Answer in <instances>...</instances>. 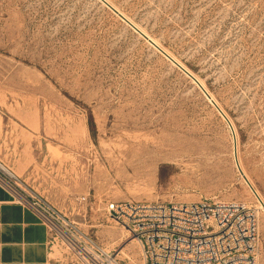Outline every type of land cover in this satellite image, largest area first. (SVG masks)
<instances>
[{"label":"rangeland","instance_id":"1","mask_svg":"<svg viewBox=\"0 0 264 264\" xmlns=\"http://www.w3.org/2000/svg\"><path fill=\"white\" fill-rule=\"evenodd\" d=\"M235 147L264 203V0H0V162L125 264L142 250L107 204L202 198L257 211L264 264Z\"/></svg>","mask_w":264,"mask_h":264},{"label":"built area","instance_id":"2","mask_svg":"<svg viewBox=\"0 0 264 264\" xmlns=\"http://www.w3.org/2000/svg\"><path fill=\"white\" fill-rule=\"evenodd\" d=\"M0 184L26 205L64 246L69 264H125L52 204L23 188L19 178ZM86 200V199H85ZM107 217L142 250L143 264H259L260 219L247 203L202 198L198 202L109 203ZM130 261V258H127Z\"/></svg>","mask_w":264,"mask_h":264},{"label":"crops","instance_id":"3","mask_svg":"<svg viewBox=\"0 0 264 264\" xmlns=\"http://www.w3.org/2000/svg\"><path fill=\"white\" fill-rule=\"evenodd\" d=\"M38 148L24 147L23 160L27 167L31 168L34 165L35 152H39ZM43 148V151L50 152L46 149L48 147ZM37 157L41 158L42 155L39 154ZM45 157L50 163L51 155L46 154ZM12 167L17 171L11 170L19 177L23 174L22 165L13 163L8 168ZM68 262L70 263V259L66 249L54 239L36 213L26 205L18 204L14 195L0 184V264H68Z\"/></svg>","mask_w":264,"mask_h":264},{"label":"water","instance_id":"4","mask_svg":"<svg viewBox=\"0 0 264 264\" xmlns=\"http://www.w3.org/2000/svg\"><path fill=\"white\" fill-rule=\"evenodd\" d=\"M111 9H113L111 7ZM113 11L121 18L123 19L126 23H128L133 29H135L136 31H138L140 33L141 36H143L145 39H147L152 45L156 46V44L151 41L144 33H142L141 31H139L134 25H132L126 18L123 17V15H121L118 11H116L115 9H113ZM157 47V46H156ZM164 53V52H163ZM197 83L198 81L195 80ZM206 97L208 98V100L216 107V109L218 110V112L221 114V116L227 121V123L229 124V126L231 127V123L228 120V118L224 115V113L217 107V105L213 102L212 98L210 95H208L205 92ZM235 160H236V164L238 167V170L240 172L241 177L243 178V180L245 181V183L248 185V187L251 189V191L253 192V194L255 195V197L257 198V200L260 202V204L262 205V207L264 208V203L262 202V200L260 199V197L258 196L257 192L254 190V188L252 187V185L250 184L249 180L247 179L246 175L243 173V171L240 168L239 162H238V156H237V147H235Z\"/></svg>","mask_w":264,"mask_h":264},{"label":"bare ground","instance_id":"5","mask_svg":"<svg viewBox=\"0 0 264 264\" xmlns=\"http://www.w3.org/2000/svg\"><path fill=\"white\" fill-rule=\"evenodd\" d=\"M146 34V33H145ZM147 35V34H146ZM148 36V35H147ZM149 38H150V40L151 41H153L156 45H158V43L155 41V40H153L150 36H148ZM180 64V63H179ZM181 65V64H180ZM197 80L200 82V80L197 78ZM201 84H202V82H200ZM203 85V87H204V84H202ZM212 97V96H211ZM213 99H214V97H212ZM0 170H2L4 173H6L8 176H10V177H13V176H15V174L9 169V168H7L5 165H3L1 162H0ZM14 178V177H13ZM132 242L134 241V240H131ZM134 242H136V241H134ZM137 243V242H136Z\"/></svg>","mask_w":264,"mask_h":264}]
</instances>
